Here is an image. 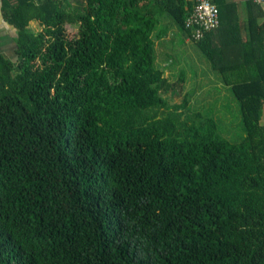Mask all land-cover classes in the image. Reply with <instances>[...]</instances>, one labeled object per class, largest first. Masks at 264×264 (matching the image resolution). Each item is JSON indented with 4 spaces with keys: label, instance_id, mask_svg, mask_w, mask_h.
I'll return each instance as SVG.
<instances>
[{
    "label": "trees",
    "instance_id": "obj_1",
    "mask_svg": "<svg viewBox=\"0 0 264 264\" xmlns=\"http://www.w3.org/2000/svg\"><path fill=\"white\" fill-rule=\"evenodd\" d=\"M222 1L197 39L188 0H2L0 264H264V0L244 21ZM171 24L238 103V141L161 94Z\"/></svg>",
    "mask_w": 264,
    "mask_h": 264
},
{
    "label": "rangeland",
    "instance_id": "obj_2",
    "mask_svg": "<svg viewBox=\"0 0 264 264\" xmlns=\"http://www.w3.org/2000/svg\"><path fill=\"white\" fill-rule=\"evenodd\" d=\"M77 26L70 24L69 33L76 31ZM29 27L34 32L41 30L36 22H30ZM168 30L163 40L155 41L157 51L162 50L159 55L161 60L169 64L158 65L169 85L161 94L170 105L181 104L186 100L188 114L210 113L222 130V135L231 141H238L243 135L238 103L221 83L219 75L213 71L206 57L185 38V34L179 32L173 24ZM11 49H6L8 54ZM181 76L183 78L180 80ZM261 124H264V107Z\"/></svg>",
    "mask_w": 264,
    "mask_h": 264
},
{
    "label": "built area",
    "instance_id": "obj_3",
    "mask_svg": "<svg viewBox=\"0 0 264 264\" xmlns=\"http://www.w3.org/2000/svg\"><path fill=\"white\" fill-rule=\"evenodd\" d=\"M218 24V9L213 0H192L186 27L195 28V38H200L203 31L214 30Z\"/></svg>",
    "mask_w": 264,
    "mask_h": 264
},
{
    "label": "crops",
    "instance_id": "obj_4",
    "mask_svg": "<svg viewBox=\"0 0 264 264\" xmlns=\"http://www.w3.org/2000/svg\"><path fill=\"white\" fill-rule=\"evenodd\" d=\"M188 1H190L191 4H192V0H188ZM222 2L223 3H228V4H231V3L234 4L236 6L234 13H235V16H236L237 20L238 21L246 20V18H247V10H246V7H245L246 0H223ZM262 9L264 11V6L263 5H262ZM232 14H233V12H231V15ZM31 22H35V21H31ZM159 26L168 27L167 21L166 20L163 21V19H162V21L159 23ZM168 31L169 30L167 29L166 32H168ZM14 36H15V29L12 26H10L3 19V15H2V0H0V49L12 48L13 47L12 38ZM163 39L164 38H161L160 40H163ZM161 51H157L156 46H155L156 61H157L158 65H160V63L161 64H168V63H166L165 60H161V57L159 56V55H161Z\"/></svg>",
    "mask_w": 264,
    "mask_h": 264
}]
</instances>
